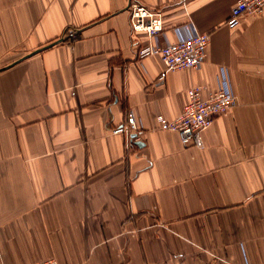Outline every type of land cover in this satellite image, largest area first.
<instances>
[{
    "label": "crops",
    "instance_id": "0c3cea01",
    "mask_svg": "<svg viewBox=\"0 0 264 264\" xmlns=\"http://www.w3.org/2000/svg\"><path fill=\"white\" fill-rule=\"evenodd\" d=\"M236 1L0 0V264H264V9L234 25ZM132 2L162 42L207 33L201 66L160 79ZM222 67L236 104L200 146L158 127Z\"/></svg>",
    "mask_w": 264,
    "mask_h": 264
},
{
    "label": "built area",
    "instance_id": "2783aa9c",
    "mask_svg": "<svg viewBox=\"0 0 264 264\" xmlns=\"http://www.w3.org/2000/svg\"><path fill=\"white\" fill-rule=\"evenodd\" d=\"M264 9V0H237L231 10L229 21L237 24L245 14H260ZM130 28L136 32H144L147 42L137 51L139 58L158 55L164 65L160 74L163 79L170 70L199 68L206 58V47L209 35L200 32L192 21L175 27L176 39L173 42L161 41L163 35L164 16L158 9H150L137 2L128 6ZM217 90L207 96L203 94L206 86L195 85L187 90V102L182 111L173 119L157 117L158 127L175 132L182 145H201V134L213 120L226 113L236 104L226 68H220L217 78ZM141 121L133 110L126 113L125 122L113 128L111 133L135 134L141 130ZM33 264H58L54 258H48Z\"/></svg>",
    "mask_w": 264,
    "mask_h": 264
}]
</instances>
